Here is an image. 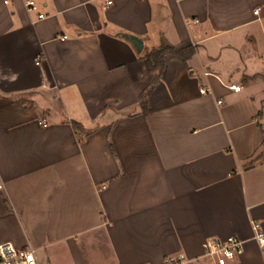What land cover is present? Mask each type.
Returning <instances> with one entry per match:
<instances>
[{"label": "crops", "instance_id": "crops-1", "mask_svg": "<svg viewBox=\"0 0 264 264\" xmlns=\"http://www.w3.org/2000/svg\"><path fill=\"white\" fill-rule=\"evenodd\" d=\"M32 1L0 0V243L213 264L203 243L233 236L229 264H264V0ZM162 42L194 51L150 73Z\"/></svg>", "mask_w": 264, "mask_h": 264}, {"label": "built area", "instance_id": "built-area-1", "mask_svg": "<svg viewBox=\"0 0 264 264\" xmlns=\"http://www.w3.org/2000/svg\"><path fill=\"white\" fill-rule=\"evenodd\" d=\"M7 3L9 0H3ZM25 6L29 11H36L37 7L32 0H25ZM43 18L42 14H38ZM197 22V20H196ZM207 75V73H205ZM229 89L238 91V86H229ZM206 89L201 88L200 93H206ZM44 122V121H43ZM0 184V189H1ZM255 239L257 240L261 251L264 253V234L260 232L259 224L254 223ZM203 255L212 259L213 264H229L242 252V241L236 237L230 236L224 240H207L203 243ZM0 264H38L35 250L27 246L17 248L10 242L0 243ZM164 264H188V260L183 253L167 256Z\"/></svg>", "mask_w": 264, "mask_h": 264}, {"label": "trees", "instance_id": "trees-1", "mask_svg": "<svg viewBox=\"0 0 264 264\" xmlns=\"http://www.w3.org/2000/svg\"><path fill=\"white\" fill-rule=\"evenodd\" d=\"M193 48L191 46L176 49L175 47L162 42L157 48L151 49L143 55V59L146 61L148 70L150 73H159L163 68V57L166 54H174L182 60L188 59L193 54ZM150 92V88L144 94H141V101L144 104V98ZM74 130L83 133L82 127L76 123H71Z\"/></svg>", "mask_w": 264, "mask_h": 264}, {"label": "water", "instance_id": "water-1", "mask_svg": "<svg viewBox=\"0 0 264 264\" xmlns=\"http://www.w3.org/2000/svg\"><path fill=\"white\" fill-rule=\"evenodd\" d=\"M123 38L130 42L136 52L139 53L142 50L143 42L138 37L132 35H123Z\"/></svg>", "mask_w": 264, "mask_h": 264}]
</instances>
